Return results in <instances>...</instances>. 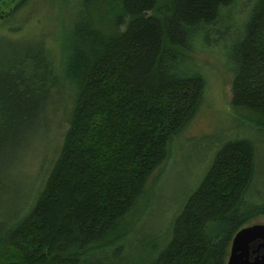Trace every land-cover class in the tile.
Here are the masks:
<instances>
[{
  "label": "trees",
  "instance_id": "trees-1",
  "mask_svg": "<svg viewBox=\"0 0 264 264\" xmlns=\"http://www.w3.org/2000/svg\"><path fill=\"white\" fill-rule=\"evenodd\" d=\"M41 2L51 28L0 57V264H224L234 233L264 217V0ZM210 35H229L228 103L249 134L215 145L167 227L134 247L205 92L183 65Z\"/></svg>",
  "mask_w": 264,
  "mask_h": 264
},
{
  "label": "rangeland",
  "instance_id": "rangeland-1",
  "mask_svg": "<svg viewBox=\"0 0 264 264\" xmlns=\"http://www.w3.org/2000/svg\"><path fill=\"white\" fill-rule=\"evenodd\" d=\"M18 0H3L0 12L9 9ZM41 0H25L11 15L2 18L0 15V57L14 52L34 50L38 28H51L48 17L40 23L36 20L41 16ZM229 35L219 40L210 35L208 41L197 42L195 56L192 62H185L183 66H194L201 70L206 80L205 92L184 130L180 131L172 141L171 153L168 161L159 173L150 193L147 195V204L134 227L131 243L140 247L148 238H153L159 231L167 227L174 207L183 196L192 188L202 166L209 157L211 149L225 137L232 135L245 136L249 134L247 124L242 121L231 109L228 103L230 95L231 74L228 71V60L225 55V44ZM252 134V133H251ZM41 144L37 140L35 146ZM41 150V147L39 148ZM40 152V151H39ZM36 162L33 163L35 167ZM255 188L264 195V141L260 149L257 165ZM19 179L23 173H15ZM26 183L18 180L15 188L21 189ZM255 190V189H253ZM10 205L14 200L7 201ZM1 203H4L1 200ZM256 220V219H255ZM264 223V217L257 219Z\"/></svg>",
  "mask_w": 264,
  "mask_h": 264
},
{
  "label": "water",
  "instance_id": "water-1",
  "mask_svg": "<svg viewBox=\"0 0 264 264\" xmlns=\"http://www.w3.org/2000/svg\"><path fill=\"white\" fill-rule=\"evenodd\" d=\"M224 264H264V223H252L234 233Z\"/></svg>",
  "mask_w": 264,
  "mask_h": 264
}]
</instances>
